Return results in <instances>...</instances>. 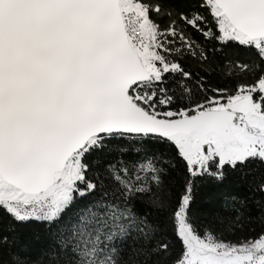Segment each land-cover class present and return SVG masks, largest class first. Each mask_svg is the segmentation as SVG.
Returning <instances> with one entry per match:
<instances>
[{"label": "snow or ice", "instance_id": "1", "mask_svg": "<svg viewBox=\"0 0 264 264\" xmlns=\"http://www.w3.org/2000/svg\"><path fill=\"white\" fill-rule=\"evenodd\" d=\"M33 221L31 264H264V0H0V264Z\"/></svg>", "mask_w": 264, "mask_h": 264}, {"label": "trees", "instance_id": "2", "mask_svg": "<svg viewBox=\"0 0 264 264\" xmlns=\"http://www.w3.org/2000/svg\"><path fill=\"white\" fill-rule=\"evenodd\" d=\"M251 83V81H247ZM215 171V166H211ZM184 174L183 168L179 174L173 175L170 179L175 182V189L177 195L182 191L183 180L181 179ZM236 195L244 197L248 192L244 185L238 182L235 176L229 175L224 181H216L211 176H206L203 179L196 181V186L193 191L194 204L193 208L198 209L201 213L209 214L213 210H217L224 203V201L231 196ZM10 221L5 218L4 229L7 230ZM255 229V232L249 229ZM17 234L20 236L22 247L18 249L22 251L23 257L32 261L40 257L42 250L49 243L48 234L45 231L44 224L40 222H30L26 224L16 225ZM260 230L258 223L253 224H234L232 231L234 235H229L226 238L232 241H238L242 237L254 236ZM7 260V257H5Z\"/></svg>", "mask_w": 264, "mask_h": 264}, {"label": "rangeland", "instance_id": "3", "mask_svg": "<svg viewBox=\"0 0 264 264\" xmlns=\"http://www.w3.org/2000/svg\"><path fill=\"white\" fill-rule=\"evenodd\" d=\"M205 151H207V147H205Z\"/></svg>", "mask_w": 264, "mask_h": 264}, {"label": "water", "instance_id": "4", "mask_svg": "<svg viewBox=\"0 0 264 264\" xmlns=\"http://www.w3.org/2000/svg\"><path fill=\"white\" fill-rule=\"evenodd\" d=\"M206 147V146H205Z\"/></svg>", "mask_w": 264, "mask_h": 264}]
</instances>
